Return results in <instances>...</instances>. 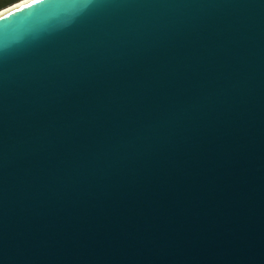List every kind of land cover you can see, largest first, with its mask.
I'll return each mask as SVG.
<instances>
[{"label":"water","instance_id":"water-1","mask_svg":"<svg viewBox=\"0 0 264 264\" xmlns=\"http://www.w3.org/2000/svg\"><path fill=\"white\" fill-rule=\"evenodd\" d=\"M0 264H264V0L1 10Z\"/></svg>","mask_w":264,"mask_h":264},{"label":"trees","instance_id":"trees-1","mask_svg":"<svg viewBox=\"0 0 264 264\" xmlns=\"http://www.w3.org/2000/svg\"><path fill=\"white\" fill-rule=\"evenodd\" d=\"M20 1L21 0H0V11Z\"/></svg>","mask_w":264,"mask_h":264},{"label":"snow or ice","instance_id":"snow-or-ice-1","mask_svg":"<svg viewBox=\"0 0 264 264\" xmlns=\"http://www.w3.org/2000/svg\"><path fill=\"white\" fill-rule=\"evenodd\" d=\"M26 7H30V5H26Z\"/></svg>","mask_w":264,"mask_h":264}]
</instances>
